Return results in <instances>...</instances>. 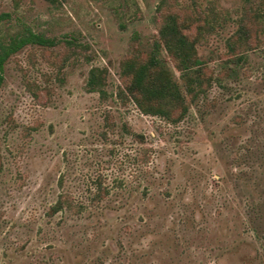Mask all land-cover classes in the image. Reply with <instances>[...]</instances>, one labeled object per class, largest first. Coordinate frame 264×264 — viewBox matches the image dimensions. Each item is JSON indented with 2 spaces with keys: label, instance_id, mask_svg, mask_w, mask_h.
<instances>
[{
  "label": "rangeland",
  "instance_id": "1",
  "mask_svg": "<svg viewBox=\"0 0 264 264\" xmlns=\"http://www.w3.org/2000/svg\"><path fill=\"white\" fill-rule=\"evenodd\" d=\"M192 1L0 0V36L29 28L57 41L5 65L0 264H264V52L178 125L118 98L123 62L151 51L164 13ZM219 2L233 20L199 48L215 67L244 0ZM95 66L108 70L107 99L87 90ZM99 176L113 186L99 208L49 214L61 192L86 196Z\"/></svg>",
  "mask_w": 264,
  "mask_h": 264
},
{
  "label": "trees",
  "instance_id": "2",
  "mask_svg": "<svg viewBox=\"0 0 264 264\" xmlns=\"http://www.w3.org/2000/svg\"><path fill=\"white\" fill-rule=\"evenodd\" d=\"M47 1L53 4L58 2ZM205 1L204 4L202 0H193L191 6L185 5L176 11L164 13L159 38L155 40L152 50L136 52L123 62L119 99L133 101L145 115L159 116L170 124L178 125L187 118L194 104H200L201 99L208 106L206 100L214 84L223 85L227 79L237 78L239 69L243 68L247 72L252 54L264 52V0H244L234 18L236 28L225 39V54H220L216 59L217 67L212 63V58L205 59L200 55L199 48L208 45L210 38L223 30L233 17L219 0ZM164 7L161 4L159 11ZM56 44V40L29 28L16 32L8 39L1 35L0 86L4 81L5 65L12 55L27 45L49 47ZM107 73L106 68H91L86 84L89 92L98 93L102 99L109 96ZM206 114L202 113V116ZM104 118L105 130L102 135L108 140L116 123L109 113ZM238 129L234 128L233 131ZM122 133L131 135L137 144L146 143V136L131 130L127 124H124ZM149 159L150 150L144 148L137 158L138 163H147ZM112 188L99 176L86 196L83 194L79 198L74 192H61L50 207L49 214H81L90 208H99L112 194Z\"/></svg>",
  "mask_w": 264,
  "mask_h": 264
}]
</instances>
